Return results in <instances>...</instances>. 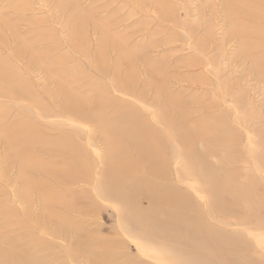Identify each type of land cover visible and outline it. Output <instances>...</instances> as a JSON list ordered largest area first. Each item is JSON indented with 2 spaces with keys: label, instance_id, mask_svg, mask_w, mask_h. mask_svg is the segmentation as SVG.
<instances>
[{
  "label": "rangeland",
  "instance_id": "1",
  "mask_svg": "<svg viewBox=\"0 0 264 264\" xmlns=\"http://www.w3.org/2000/svg\"><path fill=\"white\" fill-rule=\"evenodd\" d=\"M220 2L0 0V77L15 85L0 82V256L12 247L37 264H264V75L239 55ZM60 85L146 133L157 193L182 204L166 202L165 213L191 217L215 253L189 256L188 244L166 253L170 239L154 242L120 214L129 209L105 190L102 140L63 112ZM166 99L177 105L172 134L157 121ZM56 141L72 153L57 154ZM186 144L204 159L205 179L179 174ZM131 157L135 182L150 180ZM209 174L224 211L207 207Z\"/></svg>",
  "mask_w": 264,
  "mask_h": 264
},
{
  "label": "bare ground",
  "instance_id": "2",
  "mask_svg": "<svg viewBox=\"0 0 264 264\" xmlns=\"http://www.w3.org/2000/svg\"><path fill=\"white\" fill-rule=\"evenodd\" d=\"M220 5L226 20L234 29L232 31L233 35L239 40V55L247 62H250L254 70L264 75V0H221ZM257 40L259 42H257ZM113 79L115 80L117 78ZM0 82L4 89H6L7 86L15 87L11 78H4V76H2L0 77ZM158 86L160 87V85ZM69 88V86L65 85L58 86L56 96L58 97V95L63 92L61 98L63 103L60 106L61 108L63 107V112L71 115L77 121L90 123L92 129L102 140V144L105 148L104 164L106 167L105 170H103L104 172H102V176L104 177L103 180H105L107 188L105 190L113 201L122 204V207H124L122 210L129 209L125 212L120 211V214L127 221L130 220L132 224L143 226L146 232L152 237V241L173 244L174 246L169 245L167 247L169 251H165L166 253L174 252L178 254V252L181 251L177 250H182L181 245L184 244L189 245L190 251H185L189 256L200 254L208 255L209 252L215 253L217 242L214 243V240L211 239V243H209V239L206 238L205 233H200L199 229L196 228V222H194L191 217L184 218L185 216L173 212L165 213L166 209L163 205L166 202H169L167 207L170 206L174 208L181 207L182 204L175 202L172 198L164 194L161 195L157 193L158 190L154 186L153 181L159 178L160 175L157 168L159 164L155 162L158 151L145 146L147 141L146 133L134 127V124L130 120L122 121L115 117L104 118L103 111H100L98 114L95 111L93 112L88 107L90 104L88 99L83 96H78L77 91L71 88L70 90ZM157 90L162 91L161 88H157ZM5 91L11 92L10 90ZM13 93L15 94L14 91ZM158 96L159 94L156 93L155 97H157V99ZM94 103L98 105L99 102L94 101ZM163 103L157 121L168 125L167 131L172 134L174 131L173 129L176 128V119H174V117H176L177 114V111H175L177 105L175 102L171 101V99H166ZM34 136L37 139V143H41L40 137L35 134ZM151 138L152 136H149V139ZM185 139L186 138L181 135L177 137V140L179 142L181 141L182 144L185 142ZM124 140L131 141L127 149L122 144ZM55 143L58 144V148L61 149V152L57 151V154L60 156H66V154L72 153L70 147L64 141H56ZM13 144L14 142L10 141L8 147L11 148ZM181 154L184 157L185 166L179 169V174L183 178L186 174L185 176H196L199 180L205 179L208 168H202L204 159H197L198 154L196 148H194L193 145L186 144L184 146V152ZM132 155L136 156V158L142 162L144 171L148 173L150 180L135 182V177L141 174V168L135 164L136 161L133 160L131 157ZM14 156L19 160L21 159L20 154ZM121 171L125 174L123 180L121 177H118ZM128 187L130 191L125 193L124 190ZM203 191L208 194V208L213 207L224 211L220 203V197L224 190L217 181L215 182L210 177V174L209 182L204 187ZM139 196L140 199L141 196H146L147 198L148 205L145 209H141L138 204L140 200L138 199ZM153 202L161 205H158V208L151 209L150 204ZM161 207L165 210L162 211ZM248 214L250 216L252 213ZM158 233H160V235ZM156 234H158V236ZM167 238L170 239V243ZM205 239H208V241L204 245L203 242ZM8 244L10 245V243ZM209 246H212L211 250ZM12 251L17 252V250H14L12 247L4 250V254L0 256V264H8V261L21 258L16 255L11 256L9 253ZM224 253L223 251L221 255H224ZM21 259L23 263L19 260L20 262H18V264H37L32 261V257H29L28 254L25 258L22 257Z\"/></svg>",
  "mask_w": 264,
  "mask_h": 264
}]
</instances>
